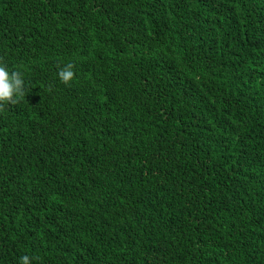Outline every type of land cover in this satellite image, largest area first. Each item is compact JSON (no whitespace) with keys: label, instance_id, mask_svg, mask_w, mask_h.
<instances>
[{"label":"trees","instance_id":"obj_1","mask_svg":"<svg viewBox=\"0 0 264 264\" xmlns=\"http://www.w3.org/2000/svg\"><path fill=\"white\" fill-rule=\"evenodd\" d=\"M0 61V264H264V0H0Z\"/></svg>","mask_w":264,"mask_h":264},{"label":"clouds","instance_id":"obj_2","mask_svg":"<svg viewBox=\"0 0 264 264\" xmlns=\"http://www.w3.org/2000/svg\"><path fill=\"white\" fill-rule=\"evenodd\" d=\"M75 65L68 63L60 68L58 72L59 79L65 85H68L74 78L73 71ZM25 96V80L21 71H11L0 61V111H3L5 103L16 105L21 102ZM32 258L24 255L20 258V264H31Z\"/></svg>","mask_w":264,"mask_h":264}]
</instances>
